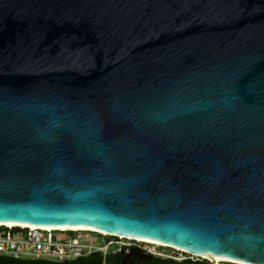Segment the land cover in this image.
Here are the masks:
<instances>
[{"label": "water", "instance_id": "1", "mask_svg": "<svg viewBox=\"0 0 264 264\" xmlns=\"http://www.w3.org/2000/svg\"><path fill=\"white\" fill-rule=\"evenodd\" d=\"M6 223L264 264V0H0Z\"/></svg>", "mask_w": 264, "mask_h": 264}, {"label": "built area", "instance_id": "2", "mask_svg": "<svg viewBox=\"0 0 264 264\" xmlns=\"http://www.w3.org/2000/svg\"><path fill=\"white\" fill-rule=\"evenodd\" d=\"M114 243H117V245L113 250L111 246ZM126 245L130 247H143L147 252L156 256L174 260L185 258H191L194 261L204 260L202 257L185 253L172 247L156 246L146 242H138L136 239H124L116 235L102 234L95 231L75 229L49 230L31 228L29 226L0 224V255L14 258L67 261L87 256L94 252H101L106 255L107 253L120 250ZM151 246L154 247L151 248ZM161 248H169L173 252L172 254L164 253L159 251ZM177 253L183 255L178 256ZM215 264L254 263L221 261Z\"/></svg>", "mask_w": 264, "mask_h": 264}, {"label": "trees", "instance_id": "3", "mask_svg": "<svg viewBox=\"0 0 264 264\" xmlns=\"http://www.w3.org/2000/svg\"><path fill=\"white\" fill-rule=\"evenodd\" d=\"M117 254H110L104 256L101 252H94L90 255L79 257L73 260L67 261H54L48 259H24V258H14L11 256L0 255V264H108L111 257ZM166 264H208V260L204 259L202 261H194L191 258H187L182 261H177L174 259H161L157 258Z\"/></svg>", "mask_w": 264, "mask_h": 264}, {"label": "bare ground", "instance_id": "4", "mask_svg": "<svg viewBox=\"0 0 264 264\" xmlns=\"http://www.w3.org/2000/svg\"><path fill=\"white\" fill-rule=\"evenodd\" d=\"M6 224L7 225L29 226L31 228H43V229H49V230L50 229H58V230L75 229V230L95 231V232H99V233H102V234L116 235V236L124 238V239H136V240H138V242H145L146 241V243H149V244H152V245H156V246L172 247L174 249L181 250V251H183L185 253L193 254L195 256H199V257H202V258H207V260H209L210 262H212L214 264L217 263V262H221V261L238 262L236 260H231V259L218 258V257L214 258V257H210V256L200 255V254H197V253L182 249L180 247H176V246H173V245L165 244V243L158 242V241H155V240L128 237V236H124L122 234H116V233H112V232H109V231H106V230H103V229L92 228V227H51V226L46 227V226L28 225V224H14V223H6ZM133 255L134 254H129V256L127 257V259L125 261V264H129L130 259L133 257Z\"/></svg>", "mask_w": 264, "mask_h": 264}, {"label": "flooded vegetation", "instance_id": "5", "mask_svg": "<svg viewBox=\"0 0 264 264\" xmlns=\"http://www.w3.org/2000/svg\"><path fill=\"white\" fill-rule=\"evenodd\" d=\"M133 248H139L142 250V253H143V257L142 258H135L134 259V263L133 264H166V263H163L161 261H158L157 258H161V259H167V258H164V257H160V256H156L150 252H147L145 250V248L143 247H138V246H123L120 250H116V251H113V252H110V253H107L106 255H104L105 257L110 255V254H117L115 255L114 257H111L108 264H122L123 263V260L126 256L127 253H130L132 251ZM123 251L125 253H123ZM150 255L151 257H149L148 259L145 258V256H148ZM169 259V258H168ZM187 259V258H185ZM185 259H182V260H185ZM182 260H177V261H182Z\"/></svg>", "mask_w": 264, "mask_h": 264}, {"label": "rangeland", "instance_id": "6", "mask_svg": "<svg viewBox=\"0 0 264 264\" xmlns=\"http://www.w3.org/2000/svg\"><path fill=\"white\" fill-rule=\"evenodd\" d=\"M123 241V240H122ZM129 241V240H128ZM138 241V240H137ZM146 242V241H145ZM157 244V243H156ZM116 245H117V243H114L112 246H111V249H115V247H116ZM150 246V245H149ZM154 246H151V248H153ZM158 250V249H157ZM159 251H161V252H164V253H168V254H172V252H173V250H171V249H169V248H166V249H164V248H161V249H159ZM177 255L178 256H181V255H183V254H179V253H177ZM196 258V257H195ZM204 259H207V258H204ZM210 262V261H209Z\"/></svg>", "mask_w": 264, "mask_h": 264}]
</instances>
